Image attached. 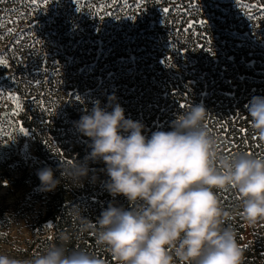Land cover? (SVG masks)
Here are the masks:
<instances>
[{"label": "rangeland", "instance_id": "374dc122", "mask_svg": "<svg viewBox=\"0 0 264 264\" xmlns=\"http://www.w3.org/2000/svg\"><path fill=\"white\" fill-rule=\"evenodd\" d=\"M146 1L47 0L45 4L44 0H0V57L8 61L0 64V175L7 172L22 177L43 167L44 161L37 155L39 140L49 141L53 149L85 145L90 151V138L74 122L85 105L90 109L95 99L107 104L111 93L118 96L126 117L147 125L149 136L157 129L169 130L177 113L203 103L208 109L207 129L211 121L242 114L235 135L242 129L246 136L219 135L216 140H264L251 128L245 107L252 96L264 95V12L256 7L264 5V0H181L186 1L184 8L178 0H170L175 4L174 14L184 12L188 32H194L196 39L186 40L182 34L166 55L176 64H170L176 67L168 74L175 84L150 80L128 91L124 80L107 72L118 66H109L101 57L124 47L133 52L134 45L148 42L149 32L139 37L144 29L137 26L146 27L150 21L142 22L141 14H135L142 12L139 8ZM163 1L167 0H157V4ZM166 18V14L155 16L149 29L165 27ZM179 20L181 17L176 24ZM133 56L143 57L146 63L149 54L135 52ZM112 58L115 61L117 56ZM168 91L171 101L160 102L161 92ZM137 98L146 103L139 104ZM220 132L225 133L224 129ZM30 189L28 181L20 188L0 181V204L8 206L12 214L9 225L0 229L4 232L0 253L11 255L18 248H27L39 235V227L33 225L46 210L49 191H43L41 200ZM239 201L229 200L223 206L239 212ZM241 222V246L264 243V221L255 225ZM45 230L43 227L42 232ZM253 264H264V252Z\"/></svg>", "mask_w": 264, "mask_h": 264}, {"label": "clouds", "instance_id": "9594fccd", "mask_svg": "<svg viewBox=\"0 0 264 264\" xmlns=\"http://www.w3.org/2000/svg\"><path fill=\"white\" fill-rule=\"evenodd\" d=\"M245 107L251 128L264 138V95L252 96ZM207 111L203 103L192 104L169 130L149 136L143 121L126 117L116 93L107 104L95 99L74 122L90 138V151L63 162L59 177L51 166L38 169L41 190H54L62 180L83 187L85 179L95 183L105 173L113 199L94 218L81 213V230L94 232L117 264H242L244 249L227 223L233 214L220 191H236L245 223L264 221V155L220 153L204 125ZM90 162L103 167L93 171ZM118 195L128 206L116 201ZM71 238L62 233L59 243L30 259L0 253V264H103L86 251H70Z\"/></svg>", "mask_w": 264, "mask_h": 264}, {"label": "trees", "instance_id": "16d2710c", "mask_svg": "<svg viewBox=\"0 0 264 264\" xmlns=\"http://www.w3.org/2000/svg\"><path fill=\"white\" fill-rule=\"evenodd\" d=\"M181 5L180 8H184L186 1H179ZM157 0H147L141 7L139 8L141 13H135L136 15L141 14V20H153L155 16L167 14L166 20V31L158 30L155 32L153 37L157 40L161 39L159 34L167 37L168 39L177 40L180 38L182 34L185 33L186 40L196 39L194 32H188V30L184 29V12L180 14H173L172 11L175 9V4L170 2V0L163 1L162 4H157ZM160 6V10H157V7ZM205 10L207 8L204 7ZM168 9V11H165ZM173 16L172 19L168 18ZM178 17H181L179 23ZM183 19V20H182ZM140 20V19H139ZM138 20V21H139ZM186 22V21H185ZM141 24V23H139ZM198 37H200L197 34ZM203 37V36H202ZM99 73V72H98ZM174 73V72H173ZM175 84V82L173 83ZM142 86H137L136 88H140ZM134 88V84L128 85V91L136 90ZM169 90V88H168ZM170 93L161 92L160 96L157 98L160 102L169 103ZM139 104L146 103V100L136 99ZM150 102V101H148ZM150 105H153L150 103ZM242 114L239 115L238 118H235L233 114H229L227 117H223L218 122H209L212 126L208 128L210 133L214 136V138L219 137V135H224V137L233 138L235 136L245 137L246 133L239 129L240 133L235 135L237 131L235 128L238 126L239 118ZM224 129L225 133L220 132ZM261 138V137H260ZM252 139H255L252 136ZM263 139V138H261ZM217 148L220 153L227 155H236L240 152H247L249 155L251 152H257L258 154L263 153L264 155V140H225L221 142L220 140H216ZM241 148L238 149V147ZM255 148L260 151H255ZM89 152L87 147L83 145L77 149H65L60 150L59 148L53 149L51 143L49 141H40L37 145V155L44 161L43 167L51 166L55 169V175L57 177L60 176L62 163H68L77 159H83L85 155ZM43 167H38L35 170H29L23 174L22 177H14L6 174L0 175V181H8L9 187H17L20 188L26 184L28 181L32 189L29 190V193L35 198H40L42 200L43 190H41V181L37 175L38 169ZM90 167H92L93 171L103 167L102 164L90 162ZM91 173L89 174V177ZM108 179L107 175L103 172L99 173V180L95 183L91 182L90 178L84 180L83 187H73L71 180H62L61 185H58L54 190L48 192V195L45 197V212L40 213L33 228L39 227V235L36 238H33L30 246L27 248H18L12 252V256L17 257L18 259H30L33 254L38 253L49 245L53 243H59V236L62 233H70L71 241L68 244L69 250H83L91 255L101 259L103 264H117L114 258L111 256L110 252L102 245H98L95 239V233L92 231H82V223L80 219V214L88 217L94 218L99 215L102 208L107 207L108 202L113 199V197L109 194V192L104 187V181ZM116 201L128 206V202L123 195H118L115 197ZM240 200L238 195L234 189H225L220 191V200L222 204H226L229 200ZM79 206V207H78ZM238 211L231 212L233 215L227 223H231L237 232V240L239 244H241V236L242 231L239 229V224L242 222V217L240 215L241 211V201L238 204ZM8 206H4L0 204V229L6 228L12 220V214L8 212ZM43 227L46 228L44 232H42ZM4 232L0 231V237L3 236ZM264 237V236H263ZM241 246V245H240ZM244 249V255L242 264L245 260H248L250 264L255 263V259H257L262 252H264V243H258L255 241L254 245H247L242 247Z\"/></svg>", "mask_w": 264, "mask_h": 264}, {"label": "built area", "instance_id": "2783aa9c", "mask_svg": "<svg viewBox=\"0 0 264 264\" xmlns=\"http://www.w3.org/2000/svg\"><path fill=\"white\" fill-rule=\"evenodd\" d=\"M153 20H149L150 25H147L146 27L141 25L142 23L140 24V26L139 24L137 26L139 27L138 28L139 30L144 29V31L141 32V35H140V31L138 32L139 37L149 32L147 34V37L145 38V41H148L150 43L147 42L145 45L144 44L134 45L133 52L130 51L128 47H124L122 50H120L119 52H115V53L114 52H108V53L102 52L103 56L101 58L104 59L103 61H107V64L109 66H110V63L118 66V69L116 70L112 69L113 67L111 66L112 68L107 71L108 74L109 72H111L112 75H115L118 77L119 81L124 80V82L126 83L125 84L126 87H128V85L130 84H134V88H136L137 86H142V84L148 83L150 80H153L154 82L152 83L154 84H159L158 82L159 80L161 81L160 83H164V82L166 83V81L168 83H171L173 81V79L170 76H168V74L171 72L173 73L172 70H174L176 66L175 67H172V66L176 64H174L171 57H166V55L169 54L170 52L169 49H171V47H176V44H175L176 41L172 39H168L167 37H164L161 34H159V36H161L160 40L155 39L153 37L155 32H157L158 30L166 31L165 27H166L167 19H165V27L154 25V28L150 30L149 27L153 25L152 23ZM142 22H144V20H142ZM187 24L188 22L187 21L185 22L184 20L183 28L186 30L189 29L187 27ZM135 52H138V54H143V52H147L149 54V57L147 58V62L146 63L144 62L143 57L133 56ZM109 56H110V59H112L111 61H109ZM113 56L115 57L117 56L115 61L112 58ZM170 59L172 61L171 63L169 62ZM145 64H147V67H145L146 66ZM170 64H172V66ZM129 69L132 71L131 74H128L127 72H125V71H128Z\"/></svg>", "mask_w": 264, "mask_h": 264}, {"label": "snow or ice", "instance_id": "6c2138e0", "mask_svg": "<svg viewBox=\"0 0 264 264\" xmlns=\"http://www.w3.org/2000/svg\"><path fill=\"white\" fill-rule=\"evenodd\" d=\"M34 2H35V0H34ZM44 3L46 4L47 0H44ZM256 7L260 8L261 11L264 12V5H256ZM165 11H168V9H165ZM201 23H204V22L201 21ZM7 63H8L7 60H5L3 57H0V64H7ZM16 101H17V104H18V101H19V97L18 96L16 97ZM21 130L24 131L23 128H21ZM241 247H245V246H241Z\"/></svg>", "mask_w": 264, "mask_h": 264}]
</instances>
